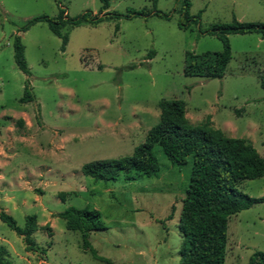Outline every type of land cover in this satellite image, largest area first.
Segmentation results:
<instances>
[{
    "label": "rangeland",
    "instance_id": "obj_1",
    "mask_svg": "<svg viewBox=\"0 0 264 264\" xmlns=\"http://www.w3.org/2000/svg\"><path fill=\"white\" fill-rule=\"evenodd\" d=\"M98 7V0H0V211L19 227L34 215L36 225L26 250L0 220L9 264H178L176 222L190 156L172 164L155 144L156 175L125 179L120 172L103 180L80 171L86 162L130 155L157 122L162 98L183 100L190 124L207 118L210 127L244 138L264 155V89L258 83L264 37L227 34L231 57L221 78L183 74L185 52L221 50V42L202 31L233 18L264 22L261 0H190L188 12L197 20L185 30L177 27L176 0H110L108 12L147 7L167 18L66 24L60 29L67 36L63 50L43 21L16 31L34 16L55 17L61 9L75 17L96 14ZM15 34L29 71L28 102H19L26 76L13 60ZM236 187L263 196L264 174ZM69 206L100 213L104 228L89 232L86 244L57 215ZM254 251L264 253V200L228 217L224 264H246Z\"/></svg>",
    "mask_w": 264,
    "mask_h": 264
},
{
    "label": "trees",
    "instance_id": "obj_2",
    "mask_svg": "<svg viewBox=\"0 0 264 264\" xmlns=\"http://www.w3.org/2000/svg\"><path fill=\"white\" fill-rule=\"evenodd\" d=\"M261 1L264 4V0ZM98 2L96 14L86 11L75 17H66L64 11L59 9L55 17L34 16L16 31H26L34 23L43 21L49 31L60 38V48L63 50L67 36L60 29L66 24L74 27L108 18H145L151 15L167 18L166 13L147 7H128L123 13L108 12L106 9L110 0ZM176 2L180 13L177 27L185 30L197 19L188 12L190 0ZM202 33L215 36L221 42V50L199 55L185 52L183 74L208 79L221 78L231 57L227 34L258 33L264 37V22H242L233 18L228 23L212 24ZM12 49L15 66L26 76L19 102H28L33 99V95L27 79L29 71L23 56V45L17 34L13 36ZM152 53L150 51L147 58ZM258 83L264 89V73L258 76ZM157 106V122L146 131L143 141L133 148L130 155L86 162L81 165L80 171L93 179L103 180H115L120 172L124 173L125 179L133 178L131 173L156 175L158 167L152 153L155 144L172 164L182 165L186 157L190 156L191 171L176 222L181 237L178 264H224L228 217L264 200V195L250 197L238 190L236 185L242 180L259 178L264 174V155H260L244 138L228 137L221 130L210 127L207 118L200 125L190 124L185 117L184 101L181 99L162 98L158 100ZM18 123L21 125L22 120L19 119ZM58 195L64 199L63 193ZM57 215L64 220L67 230L81 233L84 244L89 232L104 228L100 213L93 208L69 206ZM0 220L22 238L26 250L32 248L31 234L36 229L34 215L25 217L23 227L17 226L13 218L3 211H0ZM0 264H9L7 250L1 244ZM246 264H264V253L254 251Z\"/></svg>",
    "mask_w": 264,
    "mask_h": 264
}]
</instances>
